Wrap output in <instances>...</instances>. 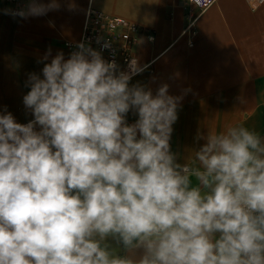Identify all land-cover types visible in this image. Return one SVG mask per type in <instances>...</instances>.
<instances>
[{"label": "clouds", "instance_id": "obj_1", "mask_svg": "<svg viewBox=\"0 0 264 264\" xmlns=\"http://www.w3.org/2000/svg\"><path fill=\"white\" fill-rule=\"evenodd\" d=\"M130 79L81 43L29 74L32 120L0 114V264H264V136L198 132L181 163V98Z\"/></svg>", "mask_w": 264, "mask_h": 264}, {"label": "crops", "instance_id": "obj_2", "mask_svg": "<svg viewBox=\"0 0 264 264\" xmlns=\"http://www.w3.org/2000/svg\"><path fill=\"white\" fill-rule=\"evenodd\" d=\"M106 1L108 5L103 7L107 11L121 14L113 16L144 23L151 29L143 28L137 39L134 51L140 75L132 78L129 86H144L155 95L166 84L169 95L181 98L170 140L171 150L179 154L181 163L203 143L196 141L198 132L221 130L226 124L239 122L264 136V7L250 12L245 0H211L201 9L193 8L195 23L189 46V38L183 33L188 23L186 0L155 25L148 0ZM30 21L28 17L25 24L31 27ZM16 23L10 16L6 32L16 28ZM15 62L21 71L24 60L16 57ZM30 66V73L42 75L39 67ZM30 73L22 71L24 86ZM11 105L0 98V114L5 108L14 117L19 114V107ZM27 116L22 124L33 119L29 110ZM136 119L129 111L127 123Z\"/></svg>", "mask_w": 264, "mask_h": 264}, {"label": "rangeland", "instance_id": "obj_3", "mask_svg": "<svg viewBox=\"0 0 264 264\" xmlns=\"http://www.w3.org/2000/svg\"><path fill=\"white\" fill-rule=\"evenodd\" d=\"M50 2L51 0H42L40 3L48 4ZM56 2L59 5L57 9L50 10L40 16H28L33 28L25 24L28 17L13 16L10 14L11 8L5 9L0 4V91L2 92L0 98L5 103L12 104L11 107H19L16 108L19 114L15 115L18 123L28 120V110L23 104V97L30 89L23 85L20 78L22 71L24 70V73L28 75L30 71L27 69L28 67L30 69L31 63L42 70L45 63L61 52L65 59L69 58L70 54L63 46V42H74L79 39L87 9L94 7L112 15H121L114 10L107 11L103 7L108 5L106 0H56ZM148 2L150 4L148 12L153 14L151 20L154 25L157 20L166 18V15H170L171 10L180 8L181 5V0H148ZM5 10H10V12L6 13ZM10 16L17 22V27L7 33ZM134 22L144 29H150L144 23ZM49 51L48 59L44 60ZM16 57H21L24 60L21 71L20 66L15 62ZM138 73L137 76L140 75Z\"/></svg>", "mask_w": 264, "mask_h": 264}, {"label": "built area", "instance_id": "obj_4", "mask_svg": "<svg viewBox=\"0 0 264 264\" xmlns=\"http://www.w3.org/2000/svg\"><path fill=\"white\" fill-rule=\"evenodd\" d=\"M30 0H0L1 4L8 5L11 12L25 9ZM250 12H256L264 7V0H245ZM211 0H186V16L188 23L183 33L189 38L193 33L195 16L192 9H201ZM14 16V15H13ZM21 17V16H16ZM144 29L125 18L106 14L104 12L88 9L85 13L82 32L77 41H64L63 46L69 53L77 50L78 44H85L99 51L106 61H115L118 65V73L125 72L134 78L139 72L135 45L139 35ZM130 79V80H131Z\"/></svg>", "mask_w": 264, "mask_h": 264}]
</instances>
